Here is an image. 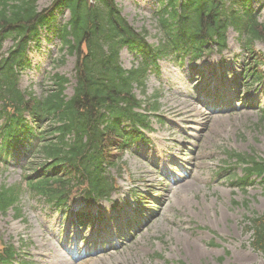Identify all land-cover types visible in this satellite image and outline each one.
<instances>
[{"label":"rangeland","instance_id":"1","mask_svg":"<svg viewBox=\"0 0 264 264\" xmlns=\"http://www.w3.org/2000/svg\"><path fill=\"white\" fill-rule=\"evenodd\" d=\"M116 1L128 21L138 30L146 29L149 41L158 43L155 12L161 0ZM50 3L51 0H38L40 8ZM254 6L259 9L261 1L254 0ZM68 17L66 11L58 19ZM50 35L49 39L43 31L39 43L33 42L29 50L32 65L21 77L22 89L33 90L38 96L51 89V77L56 72L74 79L75 56L61 50L60 40ZM228 43L223 56L215 55L208 62L206 58L195 64L202 71L204 89L213 88L207 99L203 90L199 91L192 65L173 59L160 61L159 72H152L147 79L145 93L137 89L142 99L160 95L163 122L153 121L152 146L125 153L123 160L128 170L117 174L121 192L113 194V199L123 204L122 209L112 210L99 227H105V232L113 229L116 222L111 217L117 213L122 216L120 222L131 219L132 188L138 192L158 190V196H152L157 207L133 238L120 242L111 253L80 263L68 260L64 246L72 233L62 212L26 193L21 200L22 216L16 217L12 209L7 214L0 213V244L15 243L22 251L20 259L27 261L20 264H262V253L249 243L251 232L244 227V218L264 211V183L256 181L247 192L232 186L228 176L240 174L241 166L230 160L228 151L254 152L264 157V90L260 87L240 95L243 83L235 77L243 76L248 56L234 29L229 30ZM11 45L9 39L4 48ZM255 47L264 54V41L256 42ZM263 60L260 63L264 71ZM121 61L126 68L137 63L127 48L121 51ZM66 92L71 94V87ZM212 94L221 96L223 103L232 99L234 107H207L205 101ZM3 166L0 163L1 183L21 182L20 165L10 162L6 168ZM245 200L249 202L246 205ZM109 204L104 201L101 207L105 210ZM115 237L120 238L119 234Z\"/></svg>","mask_w":264,"mask_h":264},{"label":"trees","instance_id":"2","mask_svg":"<svg viewBox=\"0 0 264 264\" xmlns=\"http://www.w3.org/2000/svg\"><path fill=\"white\" fill-rule=\"evenodd\" d=\"M251 4L252 0H166L160 13L161 36L154 44L145 29L139 31L127 21L116 0H52L42 9L38 0H0V138L4 150L24 137L36 139L28 168L33 173L26 175L33 192L56 206L70 204L79 193L93 200L109 196L115 190L110 168L117 167L131 142L142 136L140 127H149L146 112L159 108L157 100L139 99L135 90L145 92L148 75L160 58L180 54L195 60L215 45L224 49L231 26L246 38L252 58L255 41L264 40V21ZM66 9L70 18L58 21ZM44 29L76 56L72 95L66 93L70 80L63 75H56L54 88L43 96L19 86L20 70L30 65L27 48L31 41H40ZM8 37L14 45L4 53ZM124 46L143 56L131 69L121 63ZM26 111L32 125L26 122ZM251 163L240 181L264 173V159L252 158ZM22 193L19 184L0 185V210L14 206L20 215ZM247 220L251 244L264 256V212ZM7 248L3 254L13 256V248Z\"/></svg>","mask_w":264,"mask_h":264}]
</instances>
